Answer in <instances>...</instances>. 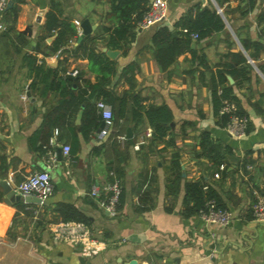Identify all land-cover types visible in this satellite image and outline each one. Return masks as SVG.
I'll list each match as a JSON object with an SVG mask.
<instances>
[{"label": "crops", "instance_id": "1", "mask_svg": "<svg viewBox=\"0 0 264 264\" xmlns=\"http://www.w3.org/2000/svg\"><path fill=\"white\" fill-rule=\"evenodd\" d=\"M52 2L59 4L63 17L73 21L80 34L86 20L92 27L89 36L99 35L113 24L107 19L110 0H12L10 7L17 6V18L3 12L0 180H6L15 191L30 174L52 163L50 174L54 191L43 203L27 202L25 198L29 195L18 193L21 201L8 205L0 185V264H126L133 259L139 264H264V223L255 221L251 212L254 191L264 195V72L260 69L264 67V25L259 23L264 0H258L246 13L245 0H229L220 9L227 15L223 16L224 31L199 41L191 36V51L205 54L209 68L193 62L192 52L187 51L169 71L161 70L152 48L157 26L137 27L126 54L118 50L119 55L114 59L117 74L110 89L117 95L125 91L139 94L146 107L168 105L174 115V144L163 142L151 149L150 137L146 136L150 126L143 121L135 131L133 126L137 123L130 121L127 129H132L133 138H127L129 141L124 146L119 142L122 153L113 145V134L117 130L102 143L95 135L83 132L85 106L77 101L72 103V114L67 115L61 129L45 126V115L50 112L55 116L62 111L64 98L61 91L52 87L56 78L47 72L59 67L60 58L46 56L43 51L48 49L42 38H46L47 44L54 38L48 37L46 30ZM167 3L163 23L173 32L175 22L195 5H217L215 0H167ZM243 40L250 45V52L244 49ZM257 41L263 46L260 50L254 46ZM39 43H42L41 50L37 49ZM78 44L77 40L75 45ZM238 52L245 55L252 66L245 80L229 72L241 67L235 55ZM30 55L44 65L43 71L48 73L44 80V73L38 74L28 66ZM130 63L137 65L133 84L121 77ZM67 69L78 70L86 81H97L96 74L89 71L86 58H70ZM219 71L225 74L227 86L233 87L239 110L250 120L248 135L239 140L218 124L214 111L212 75L218 79ZM59 73L60 77H65L62 71ZM77 88L74 86L75 91ZM202 131H209L217 142L232 150L224 169L218 170L209 158L198 156ZM47 134L49 140L43 144ZM76 140L78 147L75 148ZM65 145L75 149L70 148V157L62 153L59 159L56 148L62 150ZM41 146L44 152L38 149ZM176 152L180 154L182 165L179 183L172 182L175 175L169 166ZM52 156L56 157L55 161ZM231 156L238 160H231ZM246 164L253 168L247 169ZM113 167L123 169L119 179V214L114 218L90 194L92 187L98 185L101 197L108 196L109 185L117 178L111 171ZM225 168L227 171L223 172ZM217 172L220 173L218 178L215 177ZM202 178L213 187L221 203L234 212L235 218L229 226L212 225L199 214L185 213V184ZM17 204L28 206L31 211L38 209L40 214L39 220L21 214L15 229L16 239L8 231ZM61 204L74 207L87 220L82 223L106 241L107 249L103 253L86 258L74 245L53 239L48 224L58 216Z\"/></svg>", "mask_w": 264, "mask_h": 264}, {"label": "trees", "instance_id": "2", "mask_svg": "<svg viewBox=\"0 0 264 264\" xmlns=\"http://www.w3.org/2000/svg\"><path fill=\"white\" fill-rule=\"evenodd\" d=\"M151 1L152 0H110V11L107 15V19L111 20L113 24L105 27L103 32L99 35L85 37L78 45H75L80 35L77 26L70 19L63 17L59 4L56 2L51 3L50 10L46 17V30L49 33L48 37L54 38L50 44H47L45 37L42 38L45 47L48 49L47 51H43L46 56L56 55L59 52L61 54L59 67L56 70L48 69L47 72L52 73L56 78L57 81L52 83V87L61 91L64 98L61 103V107H63L62 111L60 110L55 116L50 112L45 115V126H47L48 129H61L66 123L67 115L69 116L72 114V103L77 101L76 103H79V105L83 104L85 106L82 114L83 132H88L92 134L93 137L95 131L100 128L99 126H101L102 123L97 103L100 100H104L109 103L113 109L114 129L117 130L113 134V145L117 151L122 153V150L119 148L120 141L118 140V135H126V129L130 121L137 123L133 126L135 131L139 127L138 124L143 121L147 122L152 129V135L148 140L151 149L153 146H157L163 142H165L166 145L174 144V131L171 125L174 121V115L169 106L163 104L146 107L142 104L143 99L139 94L131 91H125L122 95H117L110 89L113 78L117 74L116 61L101 50L102 44L108 49L121 50L126 54L130 43L135 37L139 22L150 8ZM227 1L229 0H215L219 9H223ZM245 2L247 10L244 13H246L248 9L252 10L258 0H245ZM4 12L11 13L16 19L18 8L17 6H12L9 9L6 8ZM223 16L227 17L226 11L219 13L218 9L213 5L203 7L197 4L175 22L174 32L176 36L173 35L172 28L164 23L157 25L152 36V48L161 70L169 71L180 55L187 51H191V35L193 33L198 35L197 40L199 41L207 39L215 33L224 31L226 29V21ZM259 23L264 25V12L259 16ZM241 42L244 49L250 52V45L247 41L243 40ZM254 44L256 50H260L263 47L258 41ZM41 47L42 43H39L37 49L41 50ZM191 52L193 62L196 61L199 66L209 68L205 54H198L195 50ZM235 55L241 67L234 68V70L229 72L234 77L245 80L252 66L248 63L247 57L242 53L238 52V54ZM250 55L254 58V55ZM72 57H82L88 60L89 71L95 73L97 76V81L95 83L84 80L81 73L77 76L67 74V64ZM28 66L32 71H36L38 74L44 73L43 80L48 74L43 71V69H45L44 65L38 64V59L33 55L29 56ZM136 68L137 65L135 63H130L123 69L121 77L130 84H133L132 80ZM260 69L264 72V67ZM60 71L64 73L65 77L59 76ZM82 80L83 83H81ZM76 85L78 86L77 91L74 89ZM220 90L222 91L221 93ZM211 91L214 111L219 118L218 124L225 128L230 119L228 115L220 114L222 101L223 99H230L236 102L237 98L233 94V87L227 86V78L223 71L218 72V79L214 78L212 75ZM67 97L69 98L66 99ZM241 114L245 113L241 112ZM249 130L250 128L248 132ZM48 140L49 134H47V137L43 140V144L47 143ZM128 141L129 140L126 139L125 144L128 143ZM74 146L75 148L78 147L77 140L74 141ZM74 146H70L73 151L75 149ZM199 146L201 153L198 156L209 158L218 170L220 166L229 161L228 157L232 153V150L227 146L217 142L209 131L201 132ZM49 147L54 149V147ZM42 148L43 146L38 147L41 152H44ZM170 162V169L175 175L172 182L179 183V180L182 178L180 154L178 152L174 153ZM111 171L116 173L118 179H121L123 176L122 168L113 167ZM226 171L227 168H225L223 172ZM114 179L115 178H113L111 182H113ZM210 201H214L219 208L227 209L224 204L221 203L213 187L207 184L204 178L198 181H190L185 184L184 204L185 213L187 215L199 214L202 209H207V205ZM16 208L17 212L8 233L17 239L18 235L15 229L19 224L21 214L33 218L34 213L31 209H27L29 208L28 206L22 204H17ZM57 213L58 216L51 222L61 220L87 222L83 215L70 205L61 204L57 209Z\"/></svg>", "mask_w": 264, "mask_h": 264}, {"label": "built area", "instance_id": "3", "mask_svg": "<svg viewBox=\"0 0 264 264\" xmlns=\"http://www.w3.org/2000/svg\"><path fill=\"white\" fill-rule=\"evenodd\" d=\"M8 2L9 0H0V31L5 28L2 15ZM167 12V0H152L150 8L139 22L138 28L148 29L163 23L166 19ZM191 36L194 39H198L196 33H193ZM55 56L60 58V52ZM67 74L77 76L78 70H70ZM221 92L220 90V93ZM23 98H26V96L24 95ZM97 108L104 126L99 132L95 133V138L99 143H102L114 130V114L112 106L104 100L98 101ZM220 114L229 116L230 120L225 128L232 138L239 140L248 135L249 117L246 114H241L236 102L230 99H223ZM151 135L152 130L148 129L146 131V136L150 137ZM126 139L127 137L125 134L118 135V140L123 146L125 145ZM62 153L70 157V147L66 145L63 146ZM51 159L55 161L56 157L52 156ZM52 167V163H48L45 169L30 174L24 181L16 186L15 191L23 195L36 196L44 202L54 191V184L50 174ZM220 168L224 169V165ZM252 168V165H247V169ZM219 176V172L215 173L216 178ZM108 190V196L102 198L99 186L94 185L90 194L98 200L101 208H103L110 217L114 218L119 214L121 201L120 180L115 178L113 182L110 183ZM254 197L251 205L252 217L255 221L264 223V195L258 191H254ZM33 213L34 219L38 220L40 214L39 210L34 209ZM199 215L207 223L223 227L229 226L235 218L232 210L219 208L214 201H210L207 205V209H202ZM48 229L54 240L60 243L74 245L83 257L92 258L98 256L107 249L106 241L97 237L85 223L61 220L49 223Z\"/></svg>", "mask_w": 264, "mask_h": 264}, {"label": "water", "instance_id": "4", "mask_svg": "<svg viewBox=\"0 0 264 264\" xmlns=\"http://www.w3.org/2000/svg\"><path fill=\"white\" fill-rule=\"evenodd\" d=\"M12 5V0H9L8 4H7V8L10 7ZM216 8L218 9L219 13H221V10L218 8V6L216 5ZM81 28H82V33L79 35V38H78V43L82 42L85 37L89 36L91 33H92V27L89 23L88 20L84 21L81 25ZM173 35L176 36V33L173 32ZM194 46V44H193ZM101 50L103 52H105L111 59H116L119 55V51L118 50H111V49H108L106 47H102ZM230 81H232L231 77H229ZM175 123L172 122V126H174ZM104 126V123L102 122L101 123V126L100 128L98 129L97 132H99L101 130V128H103ZM126 137L128 139L130 138H133V131L131 128H128L127 129V132H126ZM56 151H57V156L59 159L62 158V150L60 147H57L56 148ZM231 160H238L237 157L235 156H231L230 157ZM0 185L2 186L3 190H4V200H5V203L8 204V205H12L13 203L15 202H20L21 199H22V196L19 195L18 193H16L12 187L8 184V182L6 180H0ZM25 201L27 202H33V203H42L43 201L36 197V196H27L25 198ZM126 264H139L138 261L136 259H133L131 261H129L128 263Z\"/></svg>", "mask_w": 264, "mask_h": 264}]
</instances>
